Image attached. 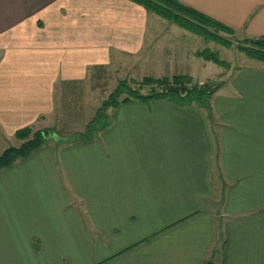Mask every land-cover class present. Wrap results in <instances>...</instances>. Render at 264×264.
Returning <instances> with one entry per match:
<instances>
[{
  "label": "crops",
  "instance_id": "obj_1",
  "mask_svg": "<svg viewBox=\"0 0 264 264\" xmlns=\"http://www.w3.org/2000/svg\"><path fill=\"white\" fill-rule=\"evenodd\" d=\"M179 1L264 39V0ZM152 16L131 0H0V138L56 126L57 91L94 69L176 73L190 50L156 37ZM260 63L226 70L212 119L133 100L93 141H50L1 169L0 264H264Z\"/></svg>",
  "mask_w": 264,
  "mask_h": 264
},
{
  "label": "trees",
  "instance_id": "obj_2",
  "mask_svg": "<svg viewBox=\"0 0 264 264\" xmlns=\"http://www.w3.org/2000/svg\"><path fill=\"white\" fill-rule=\"evenodd\" d=\"M131 1L142 5L152 13L173 21L186 30L203 36L206 40L215 41L225 46L231 45L230 39L223 36V33L234 34L235 30L232 27L179 0ZM238 48L248 57L264 62L263 38H245ZM197 55L220 66L230 67L229 62L222 60L218 53L209 49L198 51ZM221 86L222 82L215 85L208 81L204 83L195 82L193 77L187 74L157 79L148 77L143 80V84H138L132 80H120L116 88L103 101L95 117L87 123L84 131L76 132L70 137H63L59 140L55 136L57 132L55 127L34 129L31 126H26L18 129L16 137L21 140V143L18 146L7 147L0 154V170L12 166L18 160L27 159L34 151L50 141L56 140L59 143L93 141L100 132L109 126L107 110L133 100L150 102L165 99L178 104L197 105L205 108L209 118L212 119V96ZM147 87H149V91L143 93V89Z\"/></svg>",
  "mask_w": 264,
  "mask_h": 264
},
{
  "label": "rangeland",
  "instance_id": "obj_3",
  "mask_svg": "<svg viewBox=\"0 0 264 264\" xmlns=\"http://www.w3.org/2000/svg\"><path fill=\"white\" fill-rule=\"evenodd\" d=\"M156 19L163 21L162 25L157 29L156 37H183V44L187 46L192 54V49L197 48L198 51L204 49H209L213 52L218 53L222 60H225L230 63V67L226 68L220 66L213 61H209L203 58H200L199 61L193 63L191 60L185 61L184 58L189 55V52H185L183 58H177L178 63L174 65L172 71L176 69V73L173 75L162 76L164 77H173L174 75L187 74L193 77V80L198 83L211 82L213 85L220 83L223 80H226V70L228 71L232 64L235 66L242 67H251L257 65H263L254 61L252 58L248 57L242 50L238 47L241 42H244V37L239 33L235 32L234 34L223 33V36L230 39V46H225L215 41L206 40L203 36L197 35L185 28L180 27L175 24L173 21L163 18L156 13L149 11ZM169 27L170 31H166V28ZM162 33V35L160 34ZM159 33V34H158ZM188 37V38H185ZM168 42V41H167ZM169 43V42H168ZM197 51V52H198ZM1 52V51H0ZM191 57V56H189ZM192 59V58H188ZM203 61V63H202ZM132 71V66L124 67L120 63H116L108 68H102L100 70L94 69V72L88 76L85 81L82 82H72L68 89H60L57 91L58 97V106L56 107V113L52 116V121H55L52 124L57 130L56 137L57 139H62L63 137H70L76 132L84 131L86 125L91 121L99 107L102 105L103 101L107 99L109 94L116 88L120 80H129L133 81V78H138L135 80L138 84H143L145 78H155L152 75L142 76L139 75L141 71H138L139 74H136ZM175 72V71H174ZM157 79V78H155ZM137 85V84H136ZM151 87V86H149ZM149 87L143 89V93L149 91ZM112 111V108L107 110V114ZM56 119V120H55ZM53 127V126H52ZM45 128V127H44ZM34 129H39L34 127ZM1 137L0 138V154L9 146H18L21 143V140L16 137V139H10Z\"/></svg>",
  "mask_w": 264,
  "mask_h": 264
},
{
  "label": "water",
  "instance_id": "obj_4",
  "mask_svg": "<svg viewBox=\"0 0 264 264\" xmlns=\"http://www.w3.org/2000/svg\"><path fill=\"white\" fill-rule=\"evenodd\" d=\"M208 264H212V262H208Z\"/></svg>",
  "mask_w": 264,
  "mask_h": 264
}]
</instances>
